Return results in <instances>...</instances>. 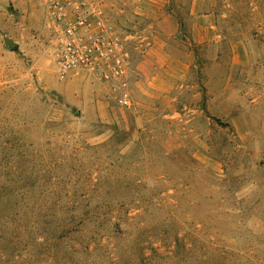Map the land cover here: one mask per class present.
I'll return each mask as SVG.
<instances>
[{
    "label": "rangeland",
    "instance_id": "rangeland-1",
    "mask_svg": "<svg viewBox=\"0 0 264 264\" xmlns=\"http://www.w3.org/2000/svg\"><path fill=\"white\" fill-rule=\"evenodd\" d=\"M95 1L170 82L60 80L44 0H0V264H264V0Z\"/></svg>",
    "mask_w": 264,
    "mask_h": 264
},
{
    "label": "built area",
    "instance_id": "built-area-1",
    "mask_svg": "<svg viewBox=\"0 0 264 264\" xmlns=\"http://www.w3.org/2000/svg\"><path fill=\"white\" fill-rule=\"evenodd\" d=\"M47 21L57 41L60 80L77 70L95 73L110 89L114 103L131 109L130 53L95 0H44Z\"/></svg>",
    "mask_w": 264,
    "mask_h": 264
},
{
    "label": "crops",
    "instance_id": "crops-1",
    "mask_svg": "<svg viewBox=\"0 0 264 264\" xmlns=\"http://www.w3.org/2000/svg\"><path fill=\"white\" fill-rule=\"evenodd\" d=\"M160 49L151 48L147 52L142 51L140 57L135 58L133 62L130 73V86L132 93L134 92L138 98L142 93L154 97L159 94L158 88L162 89V84L160 83L164 81L170 82L167 75L169 68L164 65L167 63L168 67H171L177 60L167 53L165 54L166 56L162 54L164 51L163 45ZM136 50L139 52V48ZM150 87L153 88L152 91H148Z\"/></svg>",
    "mask_w": 264,
    "mask_h": 264
}]
</instances>
